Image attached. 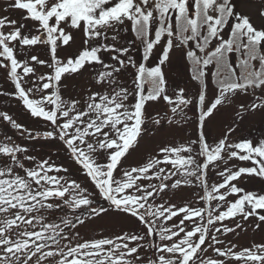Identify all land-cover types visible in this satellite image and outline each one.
I'll use <instances>...</instances> for the list:
<instances>
[{
	"label": "snow or ice",
	"instance_id": "1",
	"mask_svg": "<svg viewBox=\"0 0 264 264\" xmlns=\"http://www.w3.org/2000/svg\"><path fill=\"white\" fill-rule=\"evenodd\" d=\"M245 2L0 5V71L12 86L0 97L45 125L31 129L0 110V264H264V241L238 243L248 228L264 232V0L255 13ZM174 59L184 83L169 82ZM85 76L86 90L71 94ZM154 105L163 107L150 112ZM189 124L195 138L164 142L124 167L146 137ZM257 125L260 136L246 133ZM37 143L64 159L30 154ZM253 182L260 187H246ZM192 187L203 206L172 202ZM105 215L145 232L77 230Z\"/></svg>",
	"mask_w": 264,
	"mask_h": 264
},
{
	"label": "rangeland",
	"instance_id": "2",
	"mask_svg": "<svg viewBox=\"0 0 264 264\" xmlns=\"http://www.w3.org/2000/svg\"><path fill=\"white\" fill-rule=\"evenodd\" d=\"M5 3V0H0V5H3ZM259 0H246L245 4L242 5V8L244 11L255 13L256 6L258 5ZM4 14L2 10H0V15ZM259 23V21H256ZM79 39H77V46H79ZM63 55V53H60ZM137 60H139L140 53L134 52L132 53ZM23 58V57H21ZM42 59H46V56H41ZM156 57L153 56V58L149 61L150 64L155 62ZM47 69L41 68L40 71H46ZM166 72L168 74L169 82L172 83L175 81L176 83H184L188 80V74L186 69L180 64L178 60L174 59V62L171 66L166 68ZM88 77L85 76L82 80L78 79L71 82V94H75L77 92H83L85 89V86L87 84ZM128 83L130 85V77L128 78ZM11 84L8 82H5L4 80V74L2 71H0V91L5 89H11ZM214 87V85H212ZM69 93L65 92V98H68ZM162 105H154L152 108L149 109L150 112H155L157 110L162 109ZM0 110L8 111L10 115H13L14 118L18 119V122H23L26 127H29L31 129L36 130H45V125L41 123H37L36 120L33 118H30L28 114L23 111L22 105L19 104L14 98L11 97H0ZM189 115H192V113H189ZM225 116H221L217 121L213 123L212 127V134L213 136L219 135L222 128L225 126ZM250 131L253 136H260V129L259 125H257L254 128H248L246 129V133ZM4 127L0 125V138L3 137ZM15 130L9 129V134L13 135V138L17 140L18 143L25 144L31 146L34 142L26 141L23 138H19L17 135H14ZM189 137L195 138V132H194V126L189 124L185 126V129L183 131H179L176 129L166 128L162 133H157L155 137L148 136L145 138V140L142 142L139 150L137 152H134L125 162L124 167L129 166H135L141 162H143L146 157L152 153L154 149H156L159 145L163 144L164 142H175L179 143L183 140H187ZM57 149L56 148H42L40 144H35L34 149L30 151V154L40 156L43 153L50 152L53 154V158L56 159L57 163L61 162L64 159V153H60V156L57 157L55 155ZM233 163H237L233 161ZM242 165L245 162H239ZM67 166V165H66ZM79 175V174H77ZM211 179L210 183L216 182V178L214 173H210ZM246 187L249 189L256 188L258 189L260 185L257 182H253L251 184H248ZM91 190V189H90ZM201 190L198 187H192V188H186L183 192H179L174 198V203L182 204L185 201H191L194 206H203V201H198V196L200 194ZM232 199V197H230ZM160 202V201H157ZM101 203H103L101 201ZM178 220V218H174V222ZM227 223V222H226ZM78 231L81 232V235L85 238L92 237V236H99L101 234L109 235L112 233H119L121 230L125 231H135L139 232L140 234H143L145 232V229L142 225H140L137 221L126 218L124 216H117V215H105L102 218H97L94 220L93 223L87 224L86 227H78ZM154 239H158V237H154ZM229 239H234V237L229 236ZM256 241H264V232H253L251 228H248V231L246 234H242L239 237L238 243L243 246L249 245L251 242ZM150 254V253H149Z\"/></svg>",
	"mask_w": 264,
	"mask_h": 264
}]
</instances>
